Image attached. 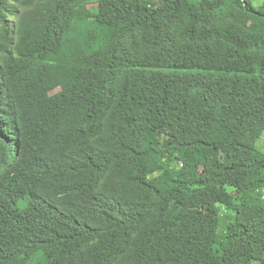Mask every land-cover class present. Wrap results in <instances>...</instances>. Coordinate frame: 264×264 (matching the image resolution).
<instances>
[{"label":"trees","instance_id":"trees-1","mask_svg":"<svg viewBox=\"0 0 264 264\" xmlns=\"http://www.w3.org/2000/svg\"><path fill=\"white\" fill-rule=\"evenodd\" d=\"M264 0H0V264H264Z\"/></svg>","mask_w":264,"mask_h":264},{"label":"rangeland","instance_id":"rangeland-1","mask_svg":"<svg viewBox=\"0 0 264 264\" xmlns=\"http://www.w3.org/2000/svg\"><path fill=\"white\" fill-rule=\"evenodd\" d=\"M255 146L264 153V131L262 132L260 138L255 142Z\"/></svg>","mask_w":264,"mask_h":264}]
</instances>
